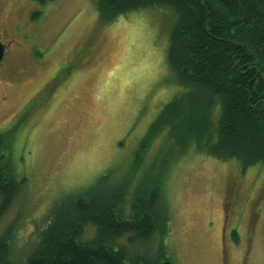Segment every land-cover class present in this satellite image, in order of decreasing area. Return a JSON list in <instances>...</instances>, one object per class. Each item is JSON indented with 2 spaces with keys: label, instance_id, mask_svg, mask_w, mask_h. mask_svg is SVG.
<instances>
[{
  "label": "rangeland",
  "instance_id": "obj_1",
  "mask_svg": "<svg viewBox=\"0 0 264 264\" xmlns=\"http://www.w3.org/2000/svg\"><path fill=\"white\" fill-rule=\"evenodd\" d=\"M175 20L170 7L107 22L94 0H0V132L29 191L0 232L22 211L14 232L30 226L19 229L18 247L30 246L29 234L73 189L162 174L168 234L130 250L157 255L163 242L177 264H264V163L243 169L237 157L183 152L169 126L147 140L165 104L189 89L168 61ZM220 109L219 100L213 117Z\"/></svg>",
  "mask_w": 264,
  "mask_h": 264
},
{
  "label": "trees",
  "instance_id": "obj_2",
  "mask_svg": "<svg viewBox=\"0 0 264 264\" xmlns=\"http://www.w3.org/2000/svg\"><path fill=\"white\" fill-rule=\"evenodd\" d=\"M94 1L107 22L140 8L170 7L176 13L168 61L176 82L189 89L165 104L147 140L169 126L183 152L193 147L237 157L243 169L264 163V0ZM4 146L0 132V220L15 199L29 193ZM100 181L56 201L46 226L29 234L26 249L17 245L18 231L30 221L14 232L18 211L0 232V264H177L163 242L157 255L128 247L168 234L172 210L162 174H147L136 184L128 177L118 184ZM233 238L240 240L236 229Z\"/></svg>",
  "mask_w": 264,
  "mask_h": 264
},
{
  "label": "water",
  "instance_id": "obj_3",
  "mask_svg": "<svg viewBox=\"0 0 264 264\" xmlns=\"http://www.w3.org/2000/svg\"><path fill=\"white\" fill-rule=\"evenodd\" d=\"M6 53V44L0 41V62L3 60Z\"/></svg>",
  "mask_w": 264,
  "mask_h": 264
}]
</instances>
